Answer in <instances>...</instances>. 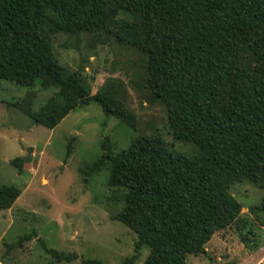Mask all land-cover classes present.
<instances>
[{
  "label": "trees",
  "instance_id": "obj_1",
  "mask_svg": "<svg viewBox=\"0 0 264 264\" xmlns=\"http://www.w3.org/2000/svg\"><path fill=\"white\" fill-rule=\"evenodd\" d=\"M61 32H89L95 43L114 39L137 51L146 73L139 88L164 107L174 139L196 146L193 154L175 150L155 132L136 134L114 152L107 136L101 156L81 170L87 180L108 169L113 199L122 204L113 218L136 233L134 252L121 264H135L145 247L143 264H188L217 232L244 223L230 188L264 186V0H0V80L55 90L38 109L29 92L14 102L18 109L54 129L96 102L136 132L138 114L120 93L92 90L82 71L59 61L53 36ZM11 163L21 168L22 158ZM20 195L0 182V210ZM255 209L264 211V196ZM39 242L58 263L79 258Z\"/></svg>",
  "mask_w": 264,
  "mask_h": 264
},
{
  "label": "rangeland",
  "instance_id": "obj_2",
  "mask_svg": "<svg viewBox=\"0 0 264 264\" xmlns=\"http://www.w3.org/2000/svg\"><path fill=\"white\" fill-rule=\"evenodd\" d=\"M53 49L67 69L83 72L92 90L120 93L138 114V131L106 115L96 102L73 110L54 129L36 124L14 102L35 92L33 108L38 109L55 90L0 80V182L21 189L14 205L0 210V264H87L84 258L121 264L134 252L136 233L113 218L122 204L113 199L108 169L87 180L81 170L101 156L107 136L114 152L127 148L136 134L155 132L175 150L193 154L196 146L174 139L164 107L139 88L146 73L137 51L114 39L95 43L89 32L56 33ZM70 140L72 151L66 157ZM17 157L21 168L11 163ZM230 192L243 206L244 223L217 232L206 253L189 255L188 264H264V211L250 210L261 203L264 186L246 181L232 185ZM24 234L32 237L20 247L10 246ZM39 238L79 258L58 263ZM148 252L145 247L135 264H143Z\"/></svg>",
  "mask_w": 264,
  "mask_h": 264
}]
</instances>
